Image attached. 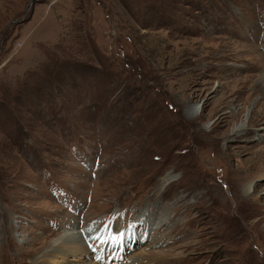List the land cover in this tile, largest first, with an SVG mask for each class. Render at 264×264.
Masks as SVG:
<instances>
[{"label": "rangeland", "instance_id": "374dc122", "mask_svg": "<svg viewBox=\"0 0 264 264\" xmlns=\"http://www.w3.org/2000/svg\"><path fill=\"white\" fill-rule=\"evenodd\" d=\"M259 103L264 0H0V264H264Z\"/></svg>", "mask_w": 264, "mask_h": 264}, {"label": "bare ground", "instance_id": "6f19581e", "mask_svg": "<svg viewBox=\"0 0 264 264\" xmlns=\"http://www.w3.org/2000/svg\"><path fill=\"white\" fill-rule=\"evenodd\" d=\"M257 57H259V56H257ZM262 99H263V97H262ZM254 108L255 109L250 111V114L254 113L256 115L257 114L260 115V117L257 120L263 119L264 118V113H263L264 104L259 103ZM197 111H198V107H193L191 109L190 114L195 115L197 113ZM246 118H248V117H246ZM248 121H249V118H248ZM248 125L249 124H247V127H248ZM243 129H244V126L241 125L239 128L235 129L236 130L235 132L237 133L238 131H242ZM250 188H251V184H248L246 186V188L244 189V191L246 193H249ZM129 224H130L129 228L135 230L137 223L135 222V224H134V222H130ZM89 232H90L89 229H85L81 232H79V230L77 231L76 229L64 231V233L62 235L58 236L57 238H55L52 241L51 245L48 247V249H46L42 253L41 257L63 256L66 252L65 250H67V249L71 250V248L74 247V248H79L81 251V250H83V249H85L88 246H91L93 244L95 246L99 245L98 247H100V250L102 249L103 252H105L106 249L109 250L110 254L115 259L119 258V254L116 255V252L118 250H119V252H122V253L123 252L125 253V251H126V253L131 252L132 248L127 247V245H126V243L128 242V238L126 237L127 234L117 235L114 233V234L109 235V236H106V235L101 236L99 234L92 235V234H89ZM131 256H133V255H131ZM73 260H75V259H73ZM147 262H150L149 259L139 258V261L136 260L135 262L133 261V263H129V264H147Z\"/></svg>", "mask_w": 264, "mask_h": 264}]
</instances>
